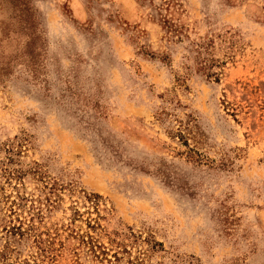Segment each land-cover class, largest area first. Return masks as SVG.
Here are the masks:
<instances>
[{
    "label": "rangeland",
    "instance_id": "obj_1",
    "mask_svg": "<svg viewBox=\"0 0 264 264\" xmlns=\"http://www.w3.org/2000/svg\"><path fill=\"white\" fill-rule=\"evenodd\" d=\"M87 234L264 264V0H0V264H108Z\"/></svg>",
    "mask_w": 264,
    "mask_h": 264
},
{
    "label": "trees",
    "instance_id": "obj_2",
    "mask_svg": "<svg viewBox=\"0 0 264 264\" xmlns=\"http://www.w3.org/2000/svg\"><path fill=\"white\" fill-rule=\"evenodd\" d=\"M19 223H13L9 227V232H11V235H18L23 236L25 233H27V230L32 229L31 225H28L26 229L23 228L24 222L21 220H17ZM82 242L86 245L87 249L89 250L90 254L95 257V259L102 261L106 260L108 264H113L114 260H119V256L117 253L109 254L110 248L106 247L102 243H99L97 239H95L90 234H87L86 238H81ZM109 255V257H107ZM22 264H31L27 261H24ZM137 264V262L133 263Z\"/></svg>",
    "mask_w": 264,
    "mask_h": 264
}]
</instances>
